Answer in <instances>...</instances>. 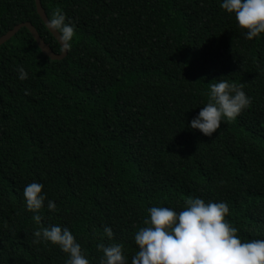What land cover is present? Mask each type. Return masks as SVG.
Here are the masks:
<instances>
[{
	"label": "trees",
	"instance_id": "trees-1",
	"mask_svg": "<svg viewBox=\"0 0 264 264\" xmlns=\"http://www.w3.org/2000/svg\"><path fill=\"white\" fill-rule=\"evenodd\" d=\"M41 2L76 35L61 60L28 28L0 45V264H65L57 245L34 242L52 224L90 264L101 239L123 243L131 264L147 209L189 197L227 202L241 241L264 239V33L247 39L220 0ZM24 22L62 52L36 0H0V38ZM214 79L243 84L251 104L207 136L188 125ZM33 181L57 205L39 224L23 197Z\"/></svg>",
	"mask_w": 264,
	"mask_h": 264
},
{
	"label": "clouds",
	"instance_id": "clouds-1",
	"mask_svg": "<svg viewBox=\"0 0 264 264\" xmlns=\"http://www.w3.org/2000/svg\"><path fill=\"white\" fill-rule=\"evenodd\" d=\"M220 7L234 14L247 39L264 33V0H220ZM75 27L59 8L45 21V28L57 36L65 53L72 48ZM17 74L19 80L28 78V71L22 65L17 66ZM214 80L209 83L207 103L188 125L207 136L216 132L221 122L234 120L251 104L243 84ZM43 188L37 181L23 188L26 208L34 214L32 218L37 224L42 220L40 210L45 206L57 211L55 201L48 198ZM147 211L145 226L134 234L138 250L132 255L131 264H264V239L242 242L237 227L226 219L230 209L225 201L189 197L182 210L152 206ZM32 235L34 242H50L67 253L65 264H90L81 243L68 227L52 224L36 229ZM103 235L111 241L112 227L104 225ZM96 249L102 253L99 264H128L123 243L106 244L101 239Z\"/></svg>",
	"mask_w": 264,
	"mask_h": 264
},
{
	"label": "water",
	"instance_id": "water-1",
	"mask_svg": "<svg viewBox=\"0 0 264 264\" xmlns=\"http://www.w3.org/2000/svg\"><path fill=\"white\" fill-rule=\"evenodd\" d=\"M36 5H37V11L39 13V15L41 16V18L43 19V21L45 22L46 19L48 18L41 0H36ZM22 28H28L29 31L32 33L33 37L35 38V40L37 41L39 47L41 48V50L43 51V53L46 56H49L51 59L53 60H61L63 58H65L68 55V52H61V53H55L53 51V49L45 42V40L40 36L38 30L36 29V27L31 23V22H24V23H20L18 25H16L12 30H10L9 32H7L5 35H3L0 38V45L4 44L5 42H7L8 40H10L13 36H15ZM53 34V33H52ZM56 39L58 40L57 36L55 34H53ZM59 41V40H58ZM60 43V42H59Z\"/></svg>",
	"mask_w": 264,
	"mask_h": 264
}]
</instances>
